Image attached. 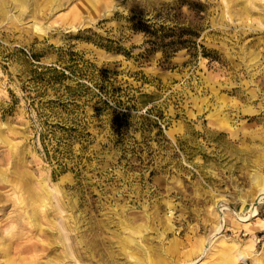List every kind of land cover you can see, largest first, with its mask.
<instances>
[{
  "label": "rangeland",
  "instance_id": "rangeland-1",
  "mask_svg": "<svg viewBox=\"0 0 264 264\" xmlns=\"http://www.w3.org/2000/svg\"><path fill=\"white\" fill-rule=\"evenodd\" d=\"M255 171L264 0H0V264H264Z\"/></svg>",
  "mask_w": 264,
  "mask_h": 264
},
{
  "label": "bare ground",
  "instance_id": "bare-ground-1",
  "mask_svg": "<svg viewBox=\"0 0 264 264\" xmlns=\"http://www.w3.org/2000/svg\"><path fill=\"white\" fill-rule=\"evenodd\" d=\"M258 171V169H257ZM255 171L252 174V178L254 179V184L256 185L257 188L262 189V187H264V180L258 178L259 173ZM8 182V180L6 179V176H0V184H6ZM29 196L27 197V199H25V202H21L20 204L22 206V208H24V213H23V223L21 221H17V224H19V227H27L28 232H32L34 230L40 229L41 231L43 230V228L41 227V223L42 221L39 220V214L40 213H44L47 212V205H46V201L44 200V197H34V194L31 190L28 191ZM264 198V193L259 192L253 199L252 201V208H251V217L257 215V206L259 205V203L261 202V199ZM3 199V196L0 195V201ZM36 201H39V203L36 205L34 203H36ZM45 207V210H44ZM218 214H219V218H220V225H219V231L222 229V227L224 226V214L222 209L218 210ZM249 218V217H248ZM248 218H240L241 221L245 222L247 221ZM239 219V218H237ZM25 223V224H24ZM126 229V227H124L122 229V233L123 230ZM138 230H140V228H138ZM8 234L11 235L10 238H13L15 236L14 231H8ZM23 236V235H21ZM18 238H20L19 236H17ZM10 238L8 239V236H4L2 235L0 237V241L2 243H5V240H10ZM50 238H46V240L41 241L39 239H37L35 242H24V243H18L15 248L13 249V253L18 255L21 259H27L28 263L26 262V264H59L53 261L54 258H48L46 262H40V260L43 257H46L54 248V245L56 243H54L53 240H48ZM48 240V241H47ZM119 242L121 244V250L122 254H125L127 257H134L135 254L134 252H132L134 249L132 246L134 247H138L140 249H144L142 247V245L139 243V241L137 240V237L135 235V233H133L132 231H129L126 234H121L119 235ZM45 243V244H44ZM7 245V243H5ZM210 244V243H209ZM208 244V245H209ZM206 243L203 244L201 251H206L208 250L209 246ZM10 246V244H9ZM9 250V248L7 247L5 249V251L7 252ZM130 250V251H129ZM146 254V253H145ZM23 255H29L28 257H23ZM50 257V256H49ZM136 257V256H135ZM232 257V256H231ZM70 258V257H69ZM138 258V257H136ZM233 259V257H232ZM70 260V259H69ZM145 262L146 264H153L152 261L149 259V257L147 256V254L145 255ZM61 264H65V263H61Z\"/></svg>",
  "mask_w": 264,
  "mask_h": 264
}]
</instances>
